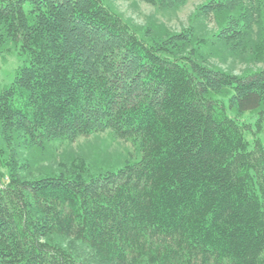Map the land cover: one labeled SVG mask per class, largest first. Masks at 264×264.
<instances>
[{"label": "trees", "instance_id": "trees-1", "mask_svg": "<svg viewBox=\"0 0 264 264\" xmlns=\"http://www.w3.org/2000/svg\"><path fill=\"white\" fill-rule=\"evenodd\" d=\"M194 18L212 38L135 28L104 0H0V66L18 60L0 78V264H264V145L242 119L264 131V67L213 63L264 62V0ZM108 130L140 158L92 174L45 154Z\"/></svg>", "mask_w": 264, "mask_h": 264}, {"label": "rangeland", "instance_id": "rangeland-1", "mask_svg": "<svg viewBox=\"0 0 264 264\" xmlns=\"http://www.w3.org/2000/svg\"><path fill=\"white\" fill-rule=\"evenodd\" d=\"M207 1L187 0L180 8L162 9L141 0H104L111 10L119 14L124 21L130 23L135 28L144 29L146 26H149L152 30L165 28L175 33L192 26L200 36L212 38L213 32L215 33L218 30L215 22L213 20L203 22L202 18H194L198 7ZM244 60L228 56L226 58L214 57L213 63L237 74L243 73L247 68L256 69V67H264V62L248 63ZM8 61L6 65L0 66V78L6 84L11 81L13 69L18 63L15 57H9ZM242 119L248 121L253 126L252 129L247 130L245 133L250 148H253L256 139L260 140L264 145V131L255 132V114L246 112L242 116ZM47 146L45 154L46 156L52 154L54 156L53 162L65 160L72 155L75 157L81 156L82 161L89 167L92 174L117 171L127 162L133 163L140 158V152L131 141L113 138L109 130L100 134L79 137L73 143L68 141H53ZM26 154H28L27 156L30 155L27 152Z\"/></svg>", "mask_w": 264, "mask_h": 264}]
</instances>
